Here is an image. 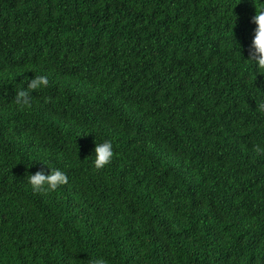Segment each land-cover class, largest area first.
<instances>
[{"label":"trees","instance_id":"obj_1","mask_svg":"<svg viewBox=\"0 0 264 264\" xmlns=\"http://www.w3.org/2000/svg\"><path fill=\"white\" fill-rule=\"evenodd\" d=\"M262 8L0 0V264H264ZM51 168L68 183L35 192Z\"/></svg>","mask_w":264,"mask_h":264},{"label":"clouds","instance_id":"obj_2","mask_svg":"<svg viewBox=\"0 0 264 264\" xmlns=\"http://www.w3.org/2000/svg\"><path fill=\"white\" fill-rule=\"evenodd\" d=\"M251 22L256 25V28L247 61H254L259 69L264 70V8L256 11V14L251 18ZM48 83L47 77L42 75L30 79L27 84L28 90H20L16 93L15 104L21 108L30 106L31 95L29 90L36 91L42 87H47ZM258 110L264 112V103L258 105ZM254 150L258 154H264V147L260 145H255ZM94 151V166L96 169L104 168L111 163L114 156L111 141L105 140L103 143H96ZM27 179L35 192L55 191L58 187L68 183L67 175L58 168H51L50 174H45L43 170L34 174H27ZM72 264H78V260L73 258ZM88 264H106V261L99 258L89 260Z\"/></svg>","mask_w":264,"mask_h":264}]
</instances>
